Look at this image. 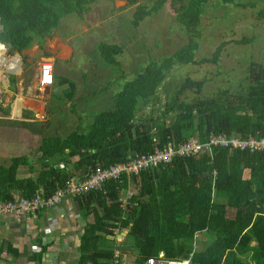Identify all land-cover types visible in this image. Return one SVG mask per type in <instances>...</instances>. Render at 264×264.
Segmentation results:
<instances>
[{
  "label": "trees",
  "instance_id": "1",
  "mask_svg": "<svg viewBox=\"0 0 264 264\" xmlns=\"http://www.w3.org/2000/svg\"><path fill=\"white\" fill-rule=\"evenodd\" d=\"M97 1L0 0V43L9 46L11 53L21 55L33 46L43 49L62 19L88 13ZM124 1L130 7L137 4L136 0ZM211 1L154 0L150 7L136 6L132 27L169 3L187 42L159 63H149L145 71L126 82L112 97V109L98 114L87 132L77 128L65 137H44L37 177L18 178V169L25 160L17 157L7 167H0V200H12L14 192L31 198L39 189L48 197L67 179L83 176L96 166L123 163L129 156L151 152L167 143L179 144L189 137L202 143L214 135L263 138L264 78L253 79L244 90L222 89L206 101L192 100L172 121H165V115L178 108L186 90L201 89L203 81L188 79L159 116L137 117L138 104L147 107L155 103L158 89L174 65L217 64L228 42L220 43L211 57L195 59L201 38L199 26ZM214 1L243 9L254 7L252 0ZM251 41L244 38L231 43ZM121 53L116 45L100 43L92 56L115 70L120 66ZM11 82L15 83L13 77ZM55 84L65 88L53 98L72 103L75 83L55 77ZM139 179L140 189L125 211L118 203V190L123 185L116 181H108L100 190L73 200L84 221L75 264H108L113 247L120 244L107 238L115 236L116 227L120 231L129 229L121 243L129 242L134 255L126 258V264H144L159 253L167 259L187 256L195 233L203 234L207 244L201 252L195 251L192 264H264V151L214 148L211 157L199 163L193 157H177L142 172ZM230 210L234 211L233 217L228 216ZM89 216L91 223L87 221ZM40 256H36L38 264Z\"/></svg>",
  "mask_w": 264,
  "mask_h": 264
},
{
  "label": "rangeland",
  "instance_id": "2",
  "mask_svg": "<svg viewBox=\"0 0 264 264\" xmlns=\"http://www.w3.org/2000/svg\"><path fill=\"white\" fill-rule=\"evenodd\" d=\"M136 1V6L147 7L154 2ZM251 2L254 7L244 9L214 0L206 6L199 26L201 38L195 59L211 57L220 43L228 42L217 64L174 65L159 87L155 103L147 107L138 104L137 117L159 116L188 79L203 81L201 89L196 92L186 90L179 98L178 108L166 114L165 121H172L174 115L184 107L188 108L192 100L206 101L222 89L244 90L253 79L264 78V0ZM136 6H128L124 0H98L88 13L62 19L59 28L47 38L42 50L50 56L42 58L52 60L54 78L65 77L75 83L72 103L53 98V94L59 93L64 86L55 84L38 90L37 67L41 61L38 46L22 55L14 54V58L20 59V74L11 75L6 71V80L13 76L15 83L10 84L8 91L1 89L5 94L0 103V167H7L11 159L17 157L25 160L18 169V178L37 177L39 148L44 137L53 134L65 137L77 128L87 132L98 114L112 109V97L126 82L145 71L149 63H159L187 42L169 3L137 27H132L130 21ZM244 38L252 41L242 45L231 43ZM100 43L122 49L118 69L114 70L92 56L93 49ZM12 104L11 115L16 118L10 116ZM199 161L196 159V163ZM134 187L138 192L140 179L134 181ZM228 216L233 217L234 211L230 210ZM121 242L117 245L126 258L134 255L129 242ZM206 244L205 236L199 234L195 251L201 252Z\"/></svg>",
  "mask_w": 264,
  "mask_h": 264
},
{
  "label": "built area",
  "instance_id": "3",
  "mask_svg": "<svg viewBox=\"0 0 264 264\" xmlns=\"http://www.w3.org/2000/svg\"><path fill=\"white\" fill-rule=\"evenodd\" d=\"M0 46L4 48L3 57H5L6 60H11L15 57V53L10 52L9 46L2 43H0ZM6 71L7 70L4 66H0L1 77L4 78V81L3 79H0V103L2 102L1 96L5 94L1 89L8 91L10 84H12L11 80L7 81L5 78L4 73ZM7 72H10L11 75L20 74L19 69L17 72ZM6 82L7 84H5ZM53 84V62L50 58H41L37 67L36 85L38 90L45 87L49 88L53 86ZM17 91L21 92V89L17 87ZM9 93L10 92H7L6 94ZM13 95L17 99L19 98L15 94ZM13 104L10 106V116L11 118H16L11 115ZM214 148H227L229 150L248 151L250 153L264 151V137L257 139L252 136L237 138L233 135L230 137L225 135H214L210 136L208 140L203 143L196 137H189L185 141L175 145L167 143L160 148H154L151 152L129 156L126 162L106 167L96 166L83 176L71 177L48 197H44L41 189L37 190L35 195L31 198H25L21 196L20 193L14 192L12 194V200H0V220L12 218L17 223L23 222L29 226L30 222L36 219L39 214L54 210L55 208L62 206L66 201H73L89 192L100 190L104 183L108 181H116L123 185L118 190V203L122 211H125L129 207L132 198L137 194L134 190L133 179L138 180L142 172L154 169L161 164L170 163L177 157H193L196 159L209 158L211 157ZM58 167L64 169L62 164H59ZM123 178H125V180ZM124 181L126 185H124ZM113 233L115 235L114 237L117 236L118 238V240L116 239V242L120 243L122 241V238L120 237L122 231H120V228H114ZM199 234L200 233H195L192 250L187 256L167 259L162 253H159L156 256L147 258L144 264H192V258L196 250V241L198 240ZM80 236L81 234L79 237ZM108 264H126V256L121 252L118 245L113 247L112 256Z\"/></svg>",
  "mask_w": 264,
  "mask_h": 264
},
{
  "label": "crops",
  "instance_id": "4",
  "mask_svg": "<svg viewBox=\"0 0 264 264\" xmlns=\"http://www.w3.org/2000/svg\"><path fill=\"white\" fill-rule=\"evenodd\" d=\"M60 208L62 210L39 214L29 226L12 218L1 219L0 264H38L36 256L40 253L41 264H53L50 257H43L47 253H58L57 264H75L84 221L80 219L74 201H66ZM87 221L91 223L92 217L89 216Z\"/></svg>",
  "mask_w": 264,
  "mask_h": 264
},
{
  "label": "bare ground",
  "instance_id": "5",
  "mask_svg": "<svg viewBox=\"0 0 264 264\" xmlns=\"http://www.w3.org/2000/svg\"><path fill=\"white\" fill-rule=\"evenodd\" d=\"M3 55H4V48H2L0 46V66H4L7 71H16L19 68V60L17 59V57L13 58L11 60H6V58L3 57ZM14 60L17 61V62L14 63V65L12 67L11 65H12V62ZM11 67L15 68V70L11 69ZM0 79H3V81H4V78L1 77V72H0Z\"/></svg>",
  "mask_w": 264,
  "mask_h": 264
},
{
  "label": "water",
  "instance_id": "6",
  "mask_svg": "<svg viewBox=\"0 0 264 264\" xmlns=\"http://www.w3.org/2000/svg\"><path fill=\"white\" fill-rule=\"evenodd\" d=\"M39 56L40 57H43L44 56V51L42 49L39 51ZM37 57L38 56H35V58H37ZM55 210L57 211V210H62V209L60 207H57V208H55ZM128 231H129V229H126L124 232H122V234H121L120 237L122 239H124L126 237ZM107 238L110 239V240H114V239L116 240L117 239V236L116 237L109 236ZM43 257H50V259L52 260L53 264H57V262H58V253H47Z\"/></svg>",
  "mask_w": 264,
  "mask_h": 264
},
{
  "label": "clouds",
  "instance_id": "7",
  "mask_svg": "<svg viewBox=\"0 0 264 264\" xmlns=\"http://www.w3.org/2000/svg\"><path fill=\"white\" fill-rule=\"evenodd\" d=\"M42 58V57H41Z\"/></svg>",
  "mask_w": 264,
  "mask_h": 264
}]
</instances>
